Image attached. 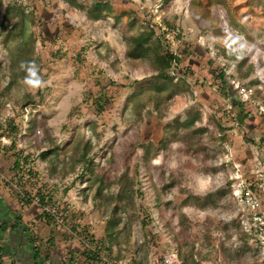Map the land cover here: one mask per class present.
I'll list each match as a JSON object with an SVG mask.
<instances>
[{"label": "rangeland", "instance_id": "1", "mask_svg": "<svg viewBox=\"0 0 264 264\" xmlns=\"http://www.w3.org/2000/svg\"><path fill=\"white\" fill-rule=\"evenodd\" d=\"M71 1L0 0V186L14 199L25 177L26 202L59 206L68 227L81 218L97 238L111 230L99 186L132 188L116 263L187 242L201 264H264V0ZM98 3L111 7L104 23L90 16ZM14 4L23 28L2 24ZM151 30L146 46L165 40L174 56L171 93L152 86V52L134 56L133 39ZM178 119L201 132L196 148L168 141ZM246 243L254 252L231 261L220 249ZM6 251L0 264L14 261Z\"/></svg>", "mask_w": 264, "mask_h": 264}, {"label": "trees", "instance_id": "2", "mask_svg": "<svg viewBox=\"0 0 264 264\" xmlns=\"http://www.w3.org/2000/svg\"><path fill=\"white\" fill-rule=\"evenodd\" d=\"M68 1L72 4L71 0H65ZM3 3V2H2ZM1 3V4H2ZM0 4V5H1ZM98 13H97V12ZM23 9L22 7L14 4L11 6H8L6 8L5 15L2 20V24L5 25L6 23H11L14 20H17L13 26V28H17L20 26L21 28L24 27V17L22 15ZM111 14V7L108 3H98L95 5V8L92 12H90L91 19H96V22L104 23L105 18L107 15ZM132 13H122L120 18L117 19L118 24L121 23V18L125 17L127 21L132 19ZM153 36L156 37V34L153 30L146 32L145 36H140L136 37L133 39V50L135 51L134 54L135 58H148L150 52L154 55V65L156 67V70L158 72L156 83L153 84L152 86H156L157 88L159 87H164V89L159 88L158 93H162L163 91H170L171 93V87L172 89L176 90L177 89V83H175V79L171 77V65L172 61L174 59V56L171 55L168 52V49L166 47V41L164 40L163 43L161 39H159V44L157 46H146L148 42L153 38ZM159 37V36H158ZM170 85L168 86V84ZM170 87V88H168ZM175 94V93H174ZM194 123V122H193ZM13 124V123H12ZM183 125L185 128L182 129L180 128V125ZM195 125V123H194ZM192 125L191 123L186 124L181 122V120H177L176 123L172 127V131H170L168 135V141L172 143L176 142H182L184 145L191 147V148H196L198 144H201V132L196 130L197 127ZM10 126V125H9ZM8 128V126L6 127ZM3 128V129H6ZM10 128L15 131L16 128L14 126H10ZM12 146V145H11ZM1 147V143H0ZM8 148V147H6ZM50 152L45 153L44 156L49 154ZM25 181V177L21 178V181ZM103 184V180L101 179ZM175 184V181L172 182L171 185L167 186V189L171 188ZM134 190L132 188H129L127 185H121L119 189H117L114 193H108L101 185L99 186V189L97 193L95 194V201L96 202H101V206L104 209H109L110 211L108 213L110 214V218L108 220V224L111 227V230L107 232V235L103 238H96L94 235H91L89 232H83L79 233L82 239L88 241V243L92 244L94 247H96L99 250L105 251L109 258L112 259V255L114 254V248L120 246L119 240L126 239L129 236V232L125 231H120L116 232L115 228H119L122 224V220L120 219V211L121 209L126 206V207H133L134 204ZM215 203L214 196L209 195L205 201H203V209H207L209 204ZM47 219L49 218L47 215H44ZM52 220V219H51ZM54 223V221H51ZM54 225H56L54 223ZM3 228L5 227L2 225ZM114 228V229H113ZM121 235L118 236V235ZM186 245L180 247V251H178L179 258L181 260L182 264H201V253L199 249L196 248L195 244H192L190 246V243L185 242ZM245 247H236V245L232 247H228L225 244L221 245V251L222 253L225 254V257L227 260L231 261L232 259H239L243 256L246 255V252L253 253V249L249 247L248 243L244 245ZM84 249L86 250L85 252V257L86 261L89 262H99L103 264L96 256L92 255L90 251H88L85 247ZM178 250V249H177ZM118 253L120 252L117 249ZM115 257V256H114ZM113 260V259H112ZM140 263L139 264H149V257L148 253L143 255L142 257H139Z\"/></svg>", "mask_w": 264, "mask_h": 264}, {"label": "crops", "instance_id": "3", "mask_svg": "<svg viewBox=\"0 0 264 264\" xmlns=\"http://www.w3.org/2000/svg\"><path fill=\"white\" fill-rule=\"evenodd\" d=\"M22 186L14 187L17 191L14 199L8 195L7 186H0V256L10 249L14 259L10 264H42L41 257L55 264L54 256L62 253L65 264H101L86 261L84 245L74 235L83 232L95 234L81 225V218L72 220L70 229L54 226L49 218L38 214L35 204L25 201L27 196L21 194V190H24ZM12 193L14 195V191ZM71 215V219H77V216L73 217L74 213Z\"/></svg>", "mask_w": 264, "mask_h": 264}, {"label": "built area", "instance_id": "4", "mask_svg": "<svg viewBox=\"0 0 264 264\" xmlns=\"http://www.w3.org/2000/svg\"><path fill=\"white\" fill-rule=\"evenodd\" d=\"M21 185L23 183L20 182ZM241 194L243 195V200L247 204V206L251 205V207H256V199L253 198V190L250 188L249 184L245 182L241 186ZM252 199V200H251ZM33 203L38 207V214L39 215H47L50 217L57 227L63 229H70L67 224V218L61 211L59 206L49 207L45 203V200L41 197H35L32 199ZM259 219H262L260 217ZM77 239L84 245V247L92 253V255L96 256L103 264H133L131 262L127 263H116L114 260L109 258L108 254L105 251L99 250L94 247L92 244L88 243V241L82 239L80 234H74ZM149 264H182L179 258L178 250L173 245L171 248L164 251L161 254H155L151 257Z\"/></svg>", "mask_w": 264, "mask_h": 264}]
</instances>
